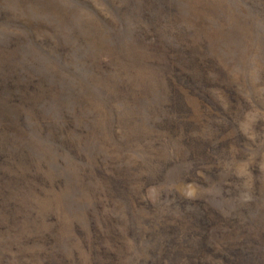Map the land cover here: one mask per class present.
<instances>
[{
	"label": "rangeland",
	"instance_id": "1",
	"mask_svg": "<svg viewBox=\"0 0 264 264\" xmlns=\"http://www.w3.org/2000/svg\"><path fill=\"white\" fill-rule=\"evenodd\" d=\"M0 264H264V0H0Z\"/></svg>",
	"mask_w": 264,
	"mask_h": 264
}]
</instances>
